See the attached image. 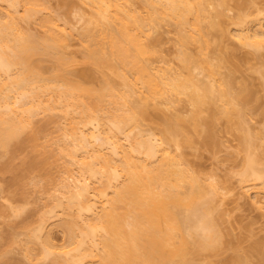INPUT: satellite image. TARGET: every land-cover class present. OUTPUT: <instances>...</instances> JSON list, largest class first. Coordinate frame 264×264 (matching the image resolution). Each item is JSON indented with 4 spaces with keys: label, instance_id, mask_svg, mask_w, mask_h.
Segmentation results:
<instances>
[{
    "label": "bare ground",
    "instance_id": "1",
    "mask_svg": "<svg viewBox=\"0 0 264 264\" xmlns=\"http://www.w3.org/2000/svg\"><path fill=\"white\" fill-rule=\"evenodd\" d=\"M0 1L4 4V9L0 8V194L7 199L9 210H3L2 206H6L0 204V214L11 211L8 216H15L10 217L12 221L20 219V223L14 224L9 223V218L2 219L7 221L1 222L6 228L3 226L0 236V247L4 245L0 249V264L14 263L9 252L17 239L18 246L27 242L19 246L26 251V258L40 264L43 259H50L51 264H197V259L206 256L207 251H218L223 235L217 224L221 213L215 208L213 195H218L220 185L207 178L200 180L201 175L189 168L181 153L170 150L171 145L175 150L181 145H193L191 141L199 132L212 138L221 118L228 128L234 125L243 129L245 133L239 142L246 150L251 146L252 136L243 121L244 104L250 101L248 93L252 91L246 84L233 88L230 74L226 78L216 76L215 65L207 61L203 51L211 27L221 31L217 37L218 62L224 64L230 56L235 57L232 48L220 45L225 24L212 19L206 7L210 0H81L91 14L88 12L84 28L82 25L77 31L81 52L78 57L66 52L70 33L57 23L58 18L43 3L45 0ZM217 1L221 5L226 3ZM248 1L243 0L247 4ZM243 2H239L241 9L237 6V16L230 20L238 28L249 17L251 21L264 12V6L257 7L255 0L248 4L251 9L244 8L247 4ZM20 5L22 11L18 10ZM43 9L46 17H41ZM215 15L221 18L224 13L218 9ZM23 19L39 22L44 34L34 36L35 33L26 32L19 23ZM202 22L209 26L205 28ZM164 24L175 27V58L180 63L176 70L162 57L156 39L149 38L153 26ZM256 27L251 32L249 28H237L236 34L231 35L236 36L232 37L239 45L260 51L264 47V29L261 25ZM194 42L199 45L193 53ZM259 51L255 53L260 54ZM154 56L167 65L163 63L161 69L153 64L155 68L151 61ZM194 69L205 71L201 70L203 74L198 78ZM172 92L188 97L189 115H164L166 118L160 117L162 126L157 128L160 132L152 131L158 135L144 132L142 121L151 118L145 109L147 102ZM59 114L65 122L59 121ZM254 155L246 151L238 177L243 182L258 180L264 192V167H256L260 162ZM31 173L37 177L34 182H42L43 178L44 183L52 185L53 180L62 191L55 194V185L51 192L52 186L42 182L49 190L51 198L48 197L54 198L53 205H47L49 209H40L43 214L36 207L27 211L33 207L25 193L33 179ZM91 179L97 182L91 185ZM59 196H64V202ZM58 215L66 236V243L59 248L52 244L49 233L44 232L42 238L37 234L42 236L46 221ZM7 229L16 230L15 233L20 230L18 233L22 231L23 237H27L17 238ZM35 239L44 240L39 244ZM36 246L40 248L36 251L38 256ZM263 247L264 241L253 242L251 249H243L242 253V248L235 247L237 254L229 262L264 264ZM198 263L213 264L210 260Z\"/></svg>",
    "mask_w": 264,
    "mask_h": 264
},
{
    "label": "rangeland",
    "instance_id": "2",
    "mask_svg": "<svg viewBox=\"0 0 264 264\" xmlns=\"http://www.w3.org/2000/svg\"><path fill=\"white\" fill-rule=\"evenodd\" d=\"M45 1H46V3H45ZM45 1H43V3L48 4V8H50L49 11L51 12V14L53 13L54 15H56L55 16L56 19L58 18V22H57V20H55V21L60 26L62 25L63 27H65L64 28L65 32L67 29V32L69 31V33H70L69 34L70 37L68 36L69 38H67L68 42H69V44H68L69 47L67 46L68 51L66 50V52L67 53L69 52L74 57H78L81 52H79L80 50L78 51L79 42H80L78 39L80 37L77 36L78 35L77 31H79L81 29L82 25L84 28V24L86 23L85 22L83 24L84 18L85 17L88 18L87 17L89 15L88 12L90 13L91 10H89L87 8L88 6H85V4L81 2V0H45ZM211 1L212 0H210V2ZM240 1L243 2V0H225L226 3L221 5V3H219L217 0H213V2H211V3L209 2L206 6L208 11H209V14L212 17V19H214L216 21L219 20L220 23L222 22L225 24L226 29L224 28L225 31H224V33L222 32L223 35L220 36V38H219L221 40V37H222V40L220 41L221 44H220V42H219V44L225 45L228 49L232 48L234 50L235 57L231 59V56H230L229 57L230 59L224 64H221L223 62L222 61L220 62V60H219V62H220V65H219V62H218L219 57L218 56H219L220 52H219L218 48L220 46L217 45V41H218L217 37H218V35H220L221 31H220V33H219V31L216 32L214 29L211 30V27H209L210 29H208V32L210 30L209 34L206 35L208 37L209 42L206 43V45L207 44L208 45L205 48L203 47V51L206 54L205 56H206L207 61L212 66L215 65L216 72H217L216 76H218L220 78H226L227 75L230 74L231 75L230 77H232L231 83H232L233 88L236 89L239 86H241L242 84L243 85L246 84L250 88V90L252 91V94H250L251 93L250 91H249L250 93H248L249 95H251L250 98H248V99H250V101H248L246 104H244L245 105L244 111L246 112V115H245L246 117L243 121V126L248 129L247 132L252 136V138L250 140L251 146L247 150L250 153H252L253 155H254V153L257 154V156L259 157L258 162H260V163H258L257 164L258 166L256 165V167L260 166L259 169H263L262 167H264V130H263V128H264V90H263L264 79H263V76L264 75H262L261 72L264 71V47H263V49H262V47H260V51L257 48H256L257 50H255L254 47L252 49V48H249L250 46L249 47L247 45L243 46V44H241V42H240L241 45H239V43H237L238 41H236V38L232 37V36L236 37L235 35H231V34H233L237 30L238 27L235 26L236 24L232 25L231 23L233 21L232 20L233 17L235 18L237 16L236 14L239 13L238 11H240L239 9H237V6L239 7V5H240V3H239ZM244 1H246V0H244ZM252 1H254V0H250L248 2L249 3L250 2L251 3L256 2L255 5L257 7L258 6H260V7L264 6L263 0H255V2H252ZM216 2H218V4H220V5H218ZM243 4H247V3L243 2ZM248 4H247V6L243 5V6H245L244 8H247ZM3 5H4L3 2L0 3V8H3L2 7ZM253 5L254 4H250L251 7ZM243 6H241V7L243 8ZM18 8H20V9H18L19 11H22L21 5ZM244 8H243V11H244ZM252 8H254V7H252ZM47 9L45 7V10H47ZM218 9L222 10L224 13V16H221V18L215 15L216 10H218ZM247 9H251V8H247ZM262 9H264V7ZM45 10L43 9L40 12V14H42V13L45 14L46 13ZM252 10H251L250 15H252L253 11L255 12V10H253V11ZM256 10H258V9H256ZM246 11H248V13H249V10H246ZM47 12H48V10H47ZM50 12H48L49 15H50ZM242 12H240V13H242ZM243 13H245V11ZM261 13L259 12L258 13V14H260L259 16L253 17L254 19L256 18L255 20L252 19L250 21L249 19H251L252 17L251 18L249 17L246 22H248V21H250V22H248L247 25L245 24L246 22L244 24H242V27H243V25H246L245 28L244 27L242 28L241 26H239V28L241 27L242 29H246V30H248L247 28H249L250 31L249 30L248 31L251 32V30L254 31L257 28L256 26L261 25L262 26L261 29L262 28L264 29V12L262 11ZM254 15H255V13H254ZM44 16L42 14L41 17H44ZM34 20H37V19H34ZM230 20H232V21H230ZM29 21H27L28 23L25 22V20H24V22L21 21L22 23L19 22L21 24V27L23 26L24 29H26L25 30L26 32L29 30L28 32H30V34L35 33L34 36L35 35L38 36L39 34H42V33L44 34V30L42 29L43 27L41 28V26H39L40 24L38 25V23H39L38 21H37L38 22L37 24H36V21H32V19L30 22ZM205 21L207 24L208 20L206 19ZM229 21H230V23H229ZM203 25L205 26V28H207L209 26V24H208V26H206L204 23H203ZM172 26L173 25H168V24H164L161 26L159 25L157 27L153 26L152 28H154V27L155 28L151 29L152 31H151L149 38L150 39L151 38L156 39L157 48L163 54L162 57H164L165 61L167 60L168 66L171 65L174 68V70H176L175 68L178 67L180 65V63L178 64L177 57L175 58V56H177L176 55L177 53H175L177 51L176 50L177 45L175 44L177 40H176V35H175L176 31L174 32L175 27H172ZM42 30H43V32H42ZM219 30H221V28ZM149 32H148V34H149ZM66 33H64V34H66ZM234 34H236V32ZM66 36H67V34H66ZM195 42H197V41H195ZM154 43H155V41H154ZM196 44L197 43L193 44L192 45L193 47L192 46H190V47H192V49L193 48L197 49ZM197 45H199V42ZM201 45L203 46V44H201ZM225 46H223L224 50H226ZM190 47H189V49H190ZM194 49L192 50V52L194 51ZM199 49H200V47H199ZM254 50H255V52L259 51L260 54L255 53ZM199 51H197V52L199 53ZM201 51H202V49H201ZM157 58H159V57L154 56V60H151L152 65L154 64L155 66H160L159 68H161L164 65H167V64H165L164 60H163L164 61L163 62V61H161L162 59L160 58L161 60L159 61V60H156ZM217 62H218V65H217ZM163 63H164V65H163ZM171 66H169V67H171ZM161 69H163V67ZM161 69L160 70L158 69V71L161 72ZM203 69H205V68H203ZM203 69H201V70L203 71ZM177 70H179V69L177 68ZM194 70H195L194 73H196L198 78H200V76H202V74H203V73L201 74V70H199V69H194ZM196 70H199L200 72H198ZM155 72H157V70ZM246 85H244V86H246ZM137 95H139V94H137ZM188 100H189L188 97H186L185 95L175 94L173 92H172V94H164L163 93L162 96H158V95L155 96V98L153 99V101L151 103L147 102V103H149V106L147 104L148 108L145 107L146 111L148 110L149 114L151 115V118H150V116L148 117V119L151 123H149V121L147 122L148 119L146 121L143 120L142 122L144 125H143V127L141 126L142 128L145 129V131H144V129H143V131L144 132L149 131V133H150V131L151 132L155 131V130L157 131V128L159 126L160 127L162 126L159 123H163V120L160 121V119H163V118H160V117H163L164 115H166V116L168 115V117L169 116L173 117L176 114H178V117L180 115V116L186 118V116L188 114V109L191 108L190 107V101L188 102ZM218 101H217L218 104H220L221 103L220 100H218ZM55 114H54V116H55ZM57 114H56V116H57ZM206 116H207V113H206ZM39 117L40 116H38V118ZM152 117L154 118V120H150V119H152ZM172 117H169V118H172ZM58 118H59V121L62 122L63 117H61L60 114L58 115ZM165 118H164V120H165ZM223 119L224 118H221L216 123L214 136L212 135L213 140H211L212 138H211V136H209L208 138H210V139L208 141V138L206 137L207 134L205 136L203 132H202V134H201V132H199V134L197 133L198 135H194L195 132L193 131L194 141L193 140L191 141V142H193V145L191 143H190L191 145L186 143L187 145H184V146L181 145L182 147L180 146L179 149L175 150L176 147L174 145L170 146V144H169L170 148L172 147L170 149L171 152H172V150H173V152L175 151V153L178 152V154L180 152L182 154V155L180 154L181 158L183 156L184 161L188 162L189 168L191 167V169H193V171L196 172V174L199 173V175H198L199 177L201 175L200 180H202V178L203 179L207 178V181L211 180L212 182H217V184L220 185V187L218 188V185L215 183L217 188H218L217 190L219 191V193L217 196H214L216 194L213 195V199L215 197L213 202L215 203L214 204L215 208L218 211L220 210V213H221V216H219V218H218L219 223L217 222V224L219 225V229L222 232L221 235H223V240H222L223 244H221V246L219 245L220 249L218 250V248H217L218 251H216V252L212 251L211 254H209L210 252L207 251L206 253H208L209 256H207L208 254H206V256H205V254L203 256H200V259H197V264H199L198 262L201 260H207V261L210 260L213 264H228L229 258H231V257L233 258V255L237 254V252L235 253V250H234L235 247L236 248L237 247L242 248V249H240L241 250L240 252L242 253L243 249L245 251H247V250L249 251L251 249V248H249V246L250 245L252 246L253 242L264 241V192L259 187L260 184L258 185V180L253 181L251 179V181L246 182L243 179L245 181V182H243L242 180L239 179L241 177L240 176L238 177V174L241 172V169L243 166V161H244V156L246 155V151H247L246 149L243 148V146L241 145V142H239L240 141L239 137L241 135H243L245 133V131L243 129H240L237 126H234V125L229 126L231 128H228L226 122ZM41 120H42V118H41ZM56 121H58V120H56ZM63 122H65V118H64ZM57 123L62 124L59 122H57ZM155 123L157 124V126L155 125ZM58 126H56V128ZM60 126H62V125H60ZM51 128H53V126ZM53 130L55 131V129H53ZM158 130H159V128H158ZM141 131H142V129H141ZM157 132H160V131H157ZM152 133H154V132H152ZM189 133H192V131L188 132V134ZM154 134L158 135L157 133H154ZM53 135H55V134H53ZM193 135L191 136L192 139H193ZM121 139H123V142H126V141H124L125 140L124 138H121ZM55 142H57V141H55ZM207 142H209V143H207ZM52 146L54 148H57V147H55V144H53ZM81 154H82V152L79 155H81ZM75 166L72 167L73 171H75L74 170ZM76 168H77V166H76ZM58 172H59V170H58ZM33 173H34V175L36 174L35 172H33ZM33 173H31L33 176L32 181L29 182V185L27 184L28 187H27V185L25 186V187H27L26 190L28 192V193L25 192L26 194H28V196H26V195L25 196L29 197V199H27V198L26 199L30 200L31 202L30 201H28V202H30V204H31L30 206H33L31 208H27V211L30 209H33L34 207L37 208V211H39L41 208L45 209L46 207H47V209H49L47 205H51L52 204L51 200H53L54 198L50 199L51 195H49L48 193H49V190H51V192H52V189L53 188L55 189V187L53 185L56 186L57 184L55 181L52 180V181H50V182H52V185L50 183H48L52 186L51 187L47 183H44L45 181L42 178V182L44 184H47L49 187H51V189H49V187H48L49 190L47 192L46 188H45L46 186H43L42 182L38 181V180H41V178H39L37 180L38 182H34V181H36L37 177L35 178ZM56 173H55V175H56ZM240 175H241V173H240ZM207 176H209V177H207ZM30 178H29V181L31 180ZM69 180L71 181V179H69ZM53 182H55V183L53 184ZM89 182H90V180H89ZM93 182H97V181L94 179ZM93 182L91 179L90 184L94 185ZM259 183H260V181H259ZM57 186H56V189L58 190ZM25 187H24V189H25ZM54 189H53V191H54ZM56 189H55L54 193L59 194V192L61 191L60 190L61 188L59 189L60 191L59 190L56 191ZM0 193H2V192H0ZM48 195L50 196V198L48 197ZM56 196H58V195H56ZM6 198H8V197H6ZM62 198L60 200H62L64 202L65 198H64V200ZM15 200H17V199H15ZM55 200H56V197H55ZM9 201H10V199H9ZM17 201H19V200H17ZM6 202H7V199L4 198V194H3V196H2V194H0V204L4 205ZM11 203H12V201H11ZM17 203H20V202H17ZM53 203H54V201H53ZM12 204L15 205V201ZM6 205L7 204H5L4 206H6ZM214 205H213V207H214ZM27 206H29V204ZM0 208H1V206H0ZM6 208H7V206L5 208H3V206H2L3 210H5ZM6 210H8V209H6ZM34 211H32V212H34ZM42 211H43V209H42ZM42 211L40 210V212H42ZM10 212L8 213L9 215L11 214ZM2 213H3V211H2ZM214 213H215V210H214ZM5 214L6 213H3L2 214L3 216L0 214L2 216V217L0 216V225H1L2 221H7V220H2V219L9 218L8 220H10L12 217L13 218L15 217L13 215L8 216V214H6V215ZM36 214L35 215L33 214L34 219L38 215V214L37 215ZM41 214H43V212ZM28 215L30 216V214H28ZM28 215H25V216H28ZM58 217H60V216L58 215L57 217H54L52 219L49 218L47 220L48 222L46 221L45 225H43V226H45V227H43L44 229L43 228L41 229L42 231L43 230L44 231L43 232L41 230L39 231V232H42V234L40 233L42 236H39L38 232H37V234H38L39 238H42L44 232H47V234L49 233L48 237H50V239H51L50 241L53 242V243L52 242L51 243L54 246L58 245V248H59L60 247L59 245H61V244L63 245L64 243H66L65 242L66 236L64 235V233H65L63 231L64 229L61 228V224L59 221L60 219ZM17 218H19V217L17 216ZM22 218L24 219V217H22ZM27 219H28V217H27ZM61 219H62V217H61ZM32 220H33V218H32ZM14 221H17L16 218ZM14 221H12V219H11V222H9V221L8 222L11 224L13 222V224H14V223H16ZM28 221H30V220L28 219ZM34 221L35 220H33L32 222L34 223ZM216 221H217V219H216ZM17 222L20 223V219H18ZM17 225H18V223H17ZM17 225H16V227H18ZM3 226L5 227V225H3ZM3 226L1 225V228H3V229L0 228L1 229L0 236L4 230ZM11 229L14 230L15 228H11ZM20 229H21V227H20ZM17 230H19V229H17ZM9 231H11V230H8V232ZM15 231H11V233L13 232L14 234H17V238H22L25 240V238L27 237L26 235L24 236L25 238L23 237V235L25 233L22 234V231L20 233H18L20 230L15 233ZM5 233L6 232L4 231V236H5ZM45 234L46 233H44V236H45ZM13 236H15V235H13ZM2 238L5 239L7 237L2 236ZM14 239H15V237H14ZM35 240L37 241V239H35ZM17 241H18V239H17ZM17 241H16V244H17ZM19 241H20V239H19ZM39 241H37V242L39 243ZM42 241H40V242H42ZM1 242H3V240ZM25 243H27V242H25ZM25 243L23 242L24 245H25ZM16 244H14V246H12L13 248H11L12 249L11 251L9 250L10 251L9 252L10 260H12L11 262H14L11 264H15L16 262L19 264L20 263H22V264H40L38 262L36 263L35 261H33L35 263H33L32 261H29V259H27L28 257L26 258V255L23 254L26 251L23 252L22 248L19 247L23 244L20 243L21 245H19V246H18L19 243L17 245ZM34 244H35V242H34ZM35 245H37V244H35ZM41 245H42V243H41ZM222 245H223V247H222ZM3 246H1V247H3ZM1 247H0V249H1ZM28 247H30V246H28ZM34 249H35V253H36L35 256H38L39 252L37 253L36 251H38V249H40V248L36 246V248L34 247ZM34 249L31 250V252L34 251ZM263 249H264V247H263ZM29 254H31V253H29ZM31 255H33V254H31ZM9 256L7 255V257H9ZM35 256H32V258ZM201 257H204V258L201 259ZM254 257H255V255H254ZM29 258H30V256H29ZM7 259H9V258H7ZM10 260H9V262H10ZM43 260H42L43 264H48L47 262H49L50 259L47 260L46 262ZM253 260H254V258H253ZM255 260H256V257H255ZM50 262H49V264H51ZM229 264H230V262H229Z\"/></svg>",
    "mask_w": 264,
    "mask_h": 264
}]
</instances>
